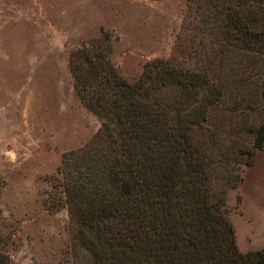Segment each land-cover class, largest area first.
I'll return each mask as SVG.
<instances>
[{"label": "rangeland", "instance_id": "rangeland-1", "mask_svg": "<svg viewBox=\"0 0 264 264\" xmlns=\"http://www.w3.org/2000/svg\"><path fill=\"white\" fill-rule=\"evenodd\" d=\"M210 28L202 0H0V264H94L60 169L102 128L76 94L69 58L105 34L128 82L161 59L209 86L211 102L200 85L189 102L207 114L194 138L217 166L212 199L223 202L239 251L264 249V142L253 147L264 48L227 45L224 27ZM233 169L241 181L232 187Z\"/></svg>", "mask_w": 264, "mask_h": 264}, {"label": "trees", "instance_id": "trees-1", "mask_svg": "<svg viewBox=\"0 0 264 264\" xmlns=\"http://www.w3.org/2000/svg\"><path fill=\"white\" fill-rule=\"evenodd\" d=\"M202 7L214 35L224 27L225 44L264 48V0ZM110 56L106 34L70 55L76 94L102 128L63 155L60 169L69 216L94 264H264V249L238 250L223 202L212 199L217 166L194 138L207 114L196 97L189 102L197 85L211 102L209 86L161 59L128 82ZM263 142L264 116L253 147ZM234 170L232 187L241 181Z\"/></svg>", "mask_w": 264, "mask_h": 264}]
</instances>
